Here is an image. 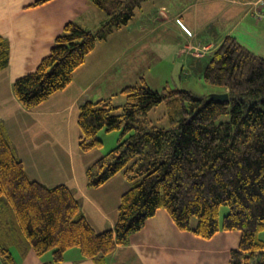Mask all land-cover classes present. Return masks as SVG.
<instances>
[{"label": "trees", "instance_id": "16d2710c", "mask_svg": "<svg viewBox=\"0 0 264 264\" xmlns=\"http://www.w3.org/2000/svg\"><path fill=\"white\" fill-rule=\"evenodd\" d=\"M89 1L108 18L95 31L72 21L63 25L34 70L12 82L24 108L64 89L96 43L132 17L133 5L124 0ZM8 60L9 47L0 36V70ZM203 78L226 91L228 100L183 89L152 90L140 83L121 89V105L109 99L79 105L82 151L101 146L100 129L120 130L116 145L86 171L89 187L102 185L118 172L130 186L121 197L115 224L102 232L89 226L65 185L48 188L27 176L0 121L2 261L15 264L9 247L16 237L38 256L51 251L54 262L76 247L83 257L103 264L161 208L180 230L201 238L220 230L239 231L238 246L229 252L227 264H264V241L258 236L264 228V58L228 35L207 61ZM161 103L166 106V127L147 118ZM224 115L228 119L220 120ZM221 206L228 211L220 220Z\"/></svg>", "mask_w": 264, "mask_h": 264}, {"label": "crops", "instance_id": "0c3cea01", "mask_svg": "<svg viewBox=\"0 0 264 264\" xmlns=\"http://www.w3.org/2000/svg\"><path fill=\"white\" fill-rule=\"evenodd\" d=\"M34 1L0 0V36L9 47L8 64L0 70V121L27 176L48 188L65 185L79 201L89 226L95 232H102L115 224L121 197L130 186L120 172L98 187L87 185V169L106 150L102 146L86 152L80 149L82 133L77 118L81 103L109 99L113 104L116 97L110 93L117 96V92L120 94L128 85L127 81H117L120 72L126 76L131 69L125 62V65L120 64L122 55L128 53L127 47L122 49L119 40V53L112 55L106 66L91 76V63L96 62L98 55L95 46L64 89L33 108H24L13 94L12 82L34 70L49 52L57 30L72 20L61 15L63 10L75 13L72 7L94 6L89 0H50L32 5ZM252 1L191 0L177 13L178 22L186 15V21H182L183 18L180 24L193 38L186 48L198 50V46H203L208 53L201 65L198 58L203 54L193 52L197 60H190L189 70H204L207 60L228 35L238 40V34L264 37V26L261 25L264 10L260 18L255 16L256 10L249 4ZM104 19L101 15L100 21ZM83 21L87 22L86 19ZM121 31L119 28L110 33L99 42V47H106ZM97 82L98 86L93 87ZM119 102L115 104H123L124 99ZM195 223L192 220L191 225ZM4 231L9 235V228ZM258 236L264 241V228ZM11 240L9 251L15 264H99L95 259L83 257L76 247L65 250L62 260L54 262L51 251L38 256L22 240L17 242L16 237ZM239 240L237 230H220L210 238L180 230L160 208L146 219L140 230L130 234L126 244L117 246L103 264H227L229 252L238 246ZM0 264H5L2 259Z\"/></svg>", "mask_w": 264, "mask_h": 264}, {"label": "rangeland", "instance_id": "374dc122", "mask_svg": "<svg viewBox=\"0 0 264 264\" xmlns=\"http://www.w3.org/2000/svg\"><path fill=\"white\" fill-rule=\"evenodd\" d=\"M124 2L125 4H130V6L133 5L132 17L129 19L127 26L121 27L122 31L115 34L106 47H99L100 41L96 43L98 55L96 62L91 63V76L95 71L98 73L99 70L106 66L112 55L119 53L121 41L122 49L130 48H126L128 53L122 55L120 64H126V67H131V69L128 70L126 76L120 72V76H117L118 82L123 80L127 81V84L145 83L150 89L158 91L164 88L183 89L199 96L222 93L218 86L208 85L204 81L202 69L201 72L189 70L191 69L189 68L190 60L196 59L193 56V52L199 51L200 54H203L202 57L198 58L201 59V65H203V61L208 56V53H206L207 49L203 46H198V50L186 48L193 39L191 33H187L180 24L181 19L184 18L182 21H186V15L183 18H179L180 22L176 21L177 13L191 0H124ZM72 9L76 10L75 13H72L71 10H63L61 15L65 16V18H72L70 21L79 24L86 30L95 31L99 29L102 23L100 21L101 15L108 18L102 10L94 6L90 8L88 6L84 8L75 6ZM83 19H86L87 22H84ZM261 25L264 26V19L261 21ZM62 28L63 26L57 30V35L62 33ZM238 35L239 40H237L239 42L264 58L263 36ZM105 52L106 55H103ZM189 55L191 56L190 59H188ZM99 56L104 57L99 59ZM98 84L99 82L93 87L98 86ZM104 88L106 89L107 87L104 86ZM120 94L117 92V96H115L114 93H110V95L116 97L113 102L114 106L117 105L115 102L123 101L124 95ZM165 112L166 106L161 103L148 112L147 118L154 125L166 127L168 119L165 116ZM227 119V115L220 118L223 121ZM119 135L120 130L105 131V129H100L98 131V136L102 139L101 146L106 152L116 145ZM227 211V206H221L219 210L220 220Z\"/></svg>", "mask_w": 264, "mask_h": 264}, {"label": "built area", "instance_id": "2783aa9c", "mask_svg": "<svg viewBox=\"0 0 264 264\" xmlns=\"http://www.w3.org/2000/svg\"><path fill=\"white\" fill-rule=\"evenodd\" d=\"M236 1V0H231ZM250 6L253 7V9L256 10L255 16L261 17L263 15L264 10V0H254L252 2H249Z\"/></svg>", "mask_w": 264, "mask_h": 264}, {"label": "water", "instance_id": "95a60500", "mask_svg": "<svg viewBox=\"0 0 264 264\" xmlns=\"http://www.w3.org/2000/svg\"><path fill=\"white\" fill-rule=\"evenodd\" d=\"M207 97L209 99H213V100L227 101L228 100V93L227 92L211 93V94H208Z\"/></svg>", "mask_w": 264, "mask_h": 264}]
</instances>
